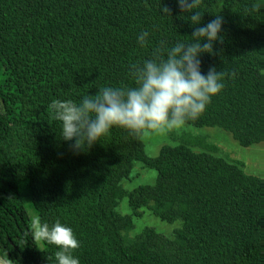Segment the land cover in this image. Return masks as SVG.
<instances>
[{
    "label": "trees",
    "instance_id": "16d2710c",
    "mask_svg": "<svg viewBox=\"0 0 264 264\" xmlns=\"http://www.w3.org/2000/svg\"><path fill=\"white\" fill-rule=\"evenodd\" d=\"M263 69L264 0H0V264H264V178L142 141L261 142ZM137 161L157 181L129 190ZM147 209L180 226L133 233Z\"/></svg>",
    "mask_w": 264,
    "mask_h": 264
},
{
    "label": "rangeland",
    "instance_id": "374dc122",
    "mask_svg": "<svg viewBox=\"0 0 264 264\" xmlns=\"http://www.w3.org/2000/svg\"><path fill=\"white\" fill-rule=\"evenodd\" d=\"M264 78V69L262 70ZM154 126L142 135V141L147 157H156L165 144H177L178 138L183 134H191L186 143L196 152H208L226 159L228 162L239 166L244 172L264 178V139L250 146L241 145L233 135L218 127H195L183 120L163 121L154 118ZM204 137V146L195 145L194 139ZM158 171L148 167L142 162H135L132 174L123 181L127 189L138 185L154 184L157 181ZM33 227L38 244L41 245L40 231L37 222L38 215L30 209ZM122 211L130 212L127 199L122 203ZM136 226L133 233L140 232L146 226H153L158 231L171 234L180 222L167 223L146 210L142 217L136 218Z\"/></svg>",
    "mask_w": 264,
    "mask_h": 264
}]
</instances>
